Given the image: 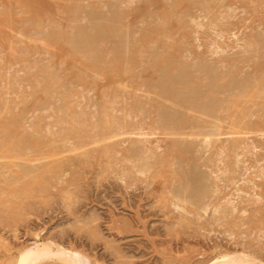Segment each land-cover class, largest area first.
Returning <instances> with one entry per match:
<instances>
[{"label":"rangeland","instance_id":"1","mask_svg":"<svg viewBox=\"0 0 264 264\" xmlns=\"http://www.w3.org/2000/svg\"><path fill=\"white\" fill-rule=\"evenodd\" d=\"M262 73L264 0H0V264H264Z\"/></svg>","mask_w":264,"mask_h":264},{"label":"bare ground","instance_id":"2","mask_svg":"<svg viewBox=\"0 0 264 264\" xmlns=\"http://www.w3.org/2000/svg\"><path fill=\"white\" fill-rule=\"evenodd\" d=\"M64 5V4H63ZM169 12V11H168ZM167 15V14H166ZM166 15H164L165 17H166ZM30 20V19H29ZM161 24H163V23H161ZM159 25V24H158ZM164 25V24H163ZM113 26V25H112ZM83 31V30H82ZM106 31V30H105ZM82 35V34H81ZM97 36V35H96ZM86 37V36H85ZM75 39V38H74ZM95 40V39H94ZM79 41H81V40H79ZM68 42L72 45L71 46V50H72V53H73V55H75V54H77V53H80L82 56H84V57H86L87 58V61H89L90 62V64L92 65V66H98L97 64H98V61H101L100 63H105L104 62V60H101V58H103V57H101V58H99L98 59V57H94V55H95V49L94 48H92V47H88L87 45L85 46H83L84 47V49H80L79 47H81V44H80V46L78 47L76 44H75V42H73L72 41V39H68ZM72 43H74V44H72ZM104 47V46H103ZM100 49V48H99ZM104 50V49H103ZM102 50V51H103ZM101 51V50H100ZM138 54V53H137ZM102 55V54H101ZM159 55V54H158ZM161 56V55H160ZM148 58V57H147ZM113 61V60H112ZM115 61V60H114ZM107 62V61H106ZM119 63V62H118ZM107 65H110V64H107ZM114 65H117L116 63L114 64ZM228 65V64H227ZM104 66V65H103ZM102 66V68H104ZM233 66V65H232ZM114 67V66H113ZM111 68V67H110ZM117 69L118 70H120L119 69V67H117ZM122 69V68H121ZM123 70V69H122ZM105 71V70H104ZM106 72V71H105ZM115 72H116V70H115ZM115 72H110V70H109V76L110 75H112V74H114ZM197 75V74H196ZM167 76V75H166ZM166 76H164V77H166ZM46 78V77H45ZM255 78V77H254ZM85 79V78H84ZM264 79V74L262 73V74H260V76L258 75L253 81V84L255 85V87H257V84H260V82L262 81ZM56 80V79H55ZM171 80V79H170ZM167 81V80H166ZM56 82V81H55ZM169 82V81H168ZM172 82H174V80L172 81ZM174 83H177V84H179L180 82L179 81H175ZM223 83V82H222ZM168 84V83H167ZM166 84V85H167ZM171 84V83H170ZM181 84V83H180ZM189 84H190V81H189ZM145 85V84H144ZM172 85H173V83H172ZM242 85V84H241ZM246 85V84H245ZM58 86V85H57ZM252 86V85H251ZM250 87V86H249ZM178 88V87H177ZM180 89H184V88H181L180 87ZM179 89V90H180ZM179 90H177V91H175L176 92V94H174V95H172V96H170L169 97V99L171 100V101H173V102H175V103H181L182 105H186L187 107H203V105L201 106V105H199V104H197V103H192V102H189V101H186L184 98H182V97H180V91ZM102 92H103V90H102ZM183 92V91H182ZM206 92V91H205ZM253 92V91H252ZM250 90L248 89V87H244V88H241L240 89V87L239 88H235V90H234V92L230 95L231 96V98L230 99H228V101H226V105H225V107H224V109H229V110H231V109H233V107L232 106H234V110L235 109H237L236 107H235V105H236V103L237 104H239L238 102H239V100H241V98L242 99H244V98H246V97H248L249 98V96H250ZM120 94V93H119ZM204 96V95H203ZM217 96V95H216ZM205 99V98H204ZM58 101V100H57ZM201 101V100H200ZM260 101V100H259ZM258 101V102H259ZM135 104V103H134ZM245 105V104H244ZM237 106V105H236ZM232 107V108H231ZM231 108V109H230ZM201 109V108H200ZM114 110V109H113ZM204 110H206V109H204ZM228 110V111H229ZM233 110V111H234ZM15 111V110H14ZM232 111V110H231ZM236 111V110H235ZM238 111V110H237ZM248 114V113H247ZM230 115V114H229ZM249 115V114H248ZM16 122V121H15ZM237 122H240V120H232V122H231V127L233 128V126H236L237 125ZM4 123V122H3ZM2 124V123H1ZM161 125L164 127V128H167V129H172V130H178L179 131V129H181L180 128V126H178L176 123H174V122H163V123H161ZM183 127V126H182ZM16 129V128H15ZM37 130V129H36ZM15 131H17V130H14L13 128H10L9 127V125H8V123H5V124H3V125H1V129H0V145H1V148H4V149H6V147H8V148H11V150H15V152H14V154H16L17 155V153H16V151L18 152V149H20V148H22V149H24L23 151H27V152H34V151H36V152H41V146H42V140L40 139V138H38V137H33L32 135L30 136H28V135H26V137H22V136H16V133H15ZM171 131V130H170ZM36 132V131H35ZM89 132V131H88ZM233 132H237V131H233ZM177 133V132H176ZM190 133V132H189ZM238 133H240V132H238ZM26 134V133H25ZM237 134V133H236ZM95 149V148H94ZM20 152H21V150H19ZM19 153V152H18ZM90 154V153H89ZM112 163V162H111ZM54 166H55V164H54ZM60 166H62V165H60ZM46 167V166H45ZM59 167V166H58ZM13 168V167H12ZM44 169V168H43ZM52 168H50L49 169V167H46L45 168V170H43V171H50ZM33 172V170L31 169V167H25L24 169H23V173L24 174H29V173H32ZM56 174V173H55ZM173 177V176H172ZM187 184H185L184 186H183V190H185L186 189V187L189 185V183L188 182H186ZM182 190V191H183ZM185 192L186 193H188V191H187V189L185 190ZM185 192L183 193V194H185ZM1 202V201H0ZM13 208V207H12ZM36 246V245H35ZM49 248V246L48 247H46V245H37L36 247H34V249H29V250H23L22 252H20V254H19V257L17 258V260H16V262H15V264H35L37 261H40V260H42V259H46V258H48L49 256H51V252H50V249H48ZM64 252V251H63ZM63 252L61 251L60 253H61V255L60 256H63L64 254H63ZM69 252V254H71L70 256H75V257H79L80 256V254L79 253H77V251H73V250H71V251H68ZM68 252H67V254H65V255H68ZM81 257V256H80ZM67 259L68 258V256H66V257H64V259ZM70 258V257H69ZM74 258V257H73ZM62 259V258H61ZM42 262V261H41ZM81 262V261H80ZM38 263V262H37ZM73 263V262H72ZM79 263V262H78Z\"/></svg>","mask_w":264,"mask_h":264}]
</instances>
